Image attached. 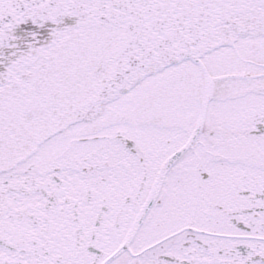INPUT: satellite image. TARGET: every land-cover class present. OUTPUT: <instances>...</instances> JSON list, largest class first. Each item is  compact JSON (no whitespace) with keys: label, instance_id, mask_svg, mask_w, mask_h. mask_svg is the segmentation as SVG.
Listing matches in <instances>:
<instances>
[{"label":"snow or ice","instance_id":"6c2138e0","mask_svg":"<svg viewBox=\"0 0 264 264\" xmlns=\"http://www.w3.org/2000/svg\"><path fill=\"white\" fill-rule=\"evenodd\" d=\"M0 264H264V0H0Z\"/></svg>","mask_w":264,"mask_h":264}]
</instances>
